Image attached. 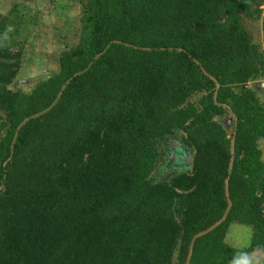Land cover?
<instances>
[{
    "label": "trees",
    "instance_id": "16d2710c",
    "mask_svg": "<svg viewBox=\"0 0 264 264\" xmlns=\"http://www.w3.org/2000/svg\"><path fill=\"white\" fill-rule=\"evenodd\" d=\"M81 26L60 70L24 92L18 27L0 20V264L264 252V0H88ZM178 133L192 166L161 179ZM235 223L253 227L249 247L227 243Z\"/></svg>",
    "mask_w": 264,
    "mask_h": 264
},
{
    "label": "rangeland",
    "instance_id": "374dc122",
    "mask_svg": "<svg viewBox=\"0 0 264 264\" xmlns=\"http://www.w3.org/2000/svg\"><path fill=\"white\" fill-rule=\"evenodd\" d=\"M0 20L9 16L18 27L16 45L12 51L21 52L22 61L18 78L12 88L30 92L34 85L60 70L59 58L65 49L79 42L82 32L81 15L83 5L88 0H0ZM248 26L257 44L263 43L262 19L248 20ZM264 100V81L255 83ZM231 133L232 115L218 117ZM182 142V133L165 140L160 145V160L156 174L159 178H169L175 162L170 152L173 144ZM183 143V142H182ZM264 151V140L261 141ZM253 238V227L235 223L229 228L226 241L233 247L247 248ZM174 264H178L177 259ZM248 264H264V252L253 254Z\"/></svg>",
    "mask_w": 264,
    "mask_h": 264
},
{
    "label": "water",
    "instance_id": "95a60500",
    "mask_svg": "<svg viewBox=\"0 0 264 264\" xmlns=\"http://www.w3.org/2000/svg\"><path fill=\"white\" fill-rule=\"evenodd\" d=\"M173 148L174 149H172L170 152L172 162H175L176 155H179V163H177L175 166L181 168H190L193 161V151L186 147L180 140L173 144Z\"/></svg>",
    "mask_w": 264,
    "mask_h": 264
},
{
    "label": "flooded vegetation",
    "instance_id": "af4514ba",
    "mask_svg": "<svg viewBox=\"0 0 264 264\" xmlns=\"http://www.w3.org/2000/svg\"><path fill=\"white\" fill-rule=\"evenodd\" d=\"M177 168H179V167H172V169H171V172H173V170H175V169H177Z\"/></svg>",
    "mask_w": 264,
    "mask_h": 264
},
{
    "label": "crops",
    "instance_id": "0c3cea01",
    "mask_svg": "<svg viewBox=\"0 0 264 264\" xmlns=\"http://www.w3.org/2000/svg\"><path fill=\"white\" fill-rule=\"evenodd\" d=\"M2 1H4V0H2ZM1 2V1H0Z\"/></svg>",
    "mask_w": 264,
    "mask_h": 264
}]
</instances>
